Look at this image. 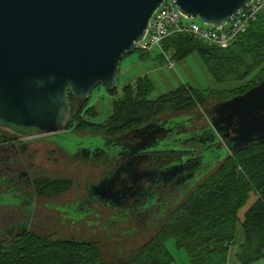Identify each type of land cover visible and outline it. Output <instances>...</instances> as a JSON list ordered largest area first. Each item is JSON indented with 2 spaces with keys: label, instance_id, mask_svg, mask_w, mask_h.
Here are the masks:
<instances>
[{
  "label": "water",
  "instance_id": "obj_1",
  "mask_svg": "<svg viewBox=\"0 0 264 264\" xmlns=\"http://www.w3.org/2000/svg\"><path fill=\"white\" fill-rule=\"evenodd\" d=\"M165 1L0 0V130L18 139L53 134L73 140L68 136L77 134L66 132L75 113L69 93L77 101H87L101 85L107 91L115 90L122 60L137 50L153 14ZM173 1L183 15L220 27L252 0ZM212 110L211 125L204 129L186 132L187 114L160 116L114 137L87 134L103 141L84 145L83 140H75L71 153L118 155L128 138L138 140L130 148L132 157L140 151H159L172 138L208 149L202 155L144 172L154 180L153 198L169 184L175 185L172 191L196 183L204 164L222 159L229 149L234 152L264 142V80L244 93L215 102ZM125 166H135L133 159L99 181L97 193L110 198Z\"/></svg>",
  "mask_w": 264,
  "mask_h": 264
},
{
  "label": "trees",
  "instance_id": "obj_2",
  "mask_svg": "<svg viewBox=\"0 0 264 264\" xmlns=\"http://www.w3.org/2000/svg\"><path fill=\"white\" fill-rule=\"evenodd\" d=\"M163 50L171 54L173 59L185 57L197 50L219 83L229 80L238 83L232 89L221 92L212 88L200 90L183 84L150 99L153 83L148 75H142L123 85L121 93L112 100L106 119L101 123L86 119L87 116L98 114L95 106L90 105V98L77 101L69 93L75 113L66 132L87 131L114 137L160 116L192 112L197 105H201L204 113L211 118L214 115L212 105L225 100L220 97L228 99L244 93L264 80V9L228 47L210 45L190 34L177 33L163 41ZM160 53L164 57L163 52ZM109 92L115 94L117 88ZM210 99L216 100L209 102ZM199 116V113L194 112L185 115L188 117L186 132L211 125L208 119L194 128L192 121ZM13 140L19 139L0 130V146ZM207 150L202 145L186 144L180 138H172L168 145L155 152L158 153L157 159H164L163 167L190 156L202 155ZM204 168L202 177L196 183L180 185L172 191L170 188L175 185L169 184L167 188L154 193L152 199L155 201L157 197L164 196L167 207L162 213L158 204L155 205L152 217L157 218L158 213L164 216L159 217L157 227L143 234L144 239L150 235L148 239L132 248L130 256L124 260H106L99 246L100 240L65 238L24 227L9 239L0 238V264H172L175 258L166 245L170 238L175 240L177 248L186 250L189 264H229L230 246L235 242L240 221L239 210L252 193L256 198L241 221L243 240L235 255L238 264H251L262 259L264 142H254L234 152L229 149L225 157L206 162ZM1 179L0 183H3ZM34 185L37 195L49 197L67 191L72 180L36 175ZM166 191L168 195L164 194ZM3 196L0 192V198Z\"/></svg>",
  "mask_w": 264,
  "mask_h": 264
},
{
  "label": "flooded vegetation",
  "instance_id": "obj_3",
  "mask_svg": "<svg viewBox=\"0 0 264 264\" xmlns=\"http://www.w3.org/2000/svg\"><path fill=\"white\" fill-rule=\"evenodd\" d=\"M19 140L3 143L0 146V179L2 178L1 180H3V183H0L2 187L0 192L4 195L0 198V226L2 227L0 234L8 236L7 239L24 228L12 230L15 226L25 222L28 214H32L28 229L33 231L39 232V223H42L45 217L48 222V228L55 229L48 233L60 235L64 232L63 228H67V230L69 228L68 236L65 238L76 237L79 239L97 240L96 237L98 236L101 240L107 241V243H127L129 240L127 237H130V239L138 238L159 225V217H163L164 214L158 213L157 218L153 219L152 209L158 204L160 211L165 210L164 207H167V200L163 198L164 196L157 197L155 201L152 199L150 190L154 180H149L143 174L144 172H149V170L153 171V169L161 168L164 159L162 157L157 159L158 153L148 150L140 151L137 155L135 154L136 156L132 157L130 148L138 142L137 139H125L123 141V149L118 151V155L104 152H101V154L92 153V151L87 152L86 156L92 168L100 170L99 178H95L94 183L89 179H84V184L78 183L75 190L71 194H67L73 187L74 179L69 175L64 176L72 180L70 188L61 194L49 197L36 194L34 185L36 175H31L28 168L29 163H26L22 153H19V148L16 147ZM58 147L68 155L74 156L71 151L65 150L59 145ZM165 158H168V156ZM131 159H133L135 166L122 167L124 169L127 168L128 171L123 169L120 172L114 182L112 196L110 198L107 197V199L98 194L95 189L97 183ZM139 175L141 178L137 180ZM20 194L26 196L27 199L19 203L10 202L12 198H17ZM164 194L168 195V192L166 191ZM43 209L45 212L42 211ZM46 209L52 211H46ZM103 212H107V214H102ZM38 214L40 218L39 222L36 223ZM72 214L76 215L73 216ZM77 214H81V216L78 217ZM113 214H123V216H126V220L106 219ZM53 216H56V218H53ZM85 219H92V221L87 224ZM96 219H100L101 223L93 222ZM108 220L112 221V223L108 222ZM104 224H107V226H104ZM121 224H123L122 228L124 229L135 224L137 230L131 234L114 232L113 230ZM35 225L37 226L35 227ZM5 227L6 229H3ZM124 229L123 231H125ZM111 231L117 234L110 235Z\"/></svg>",
  "mask_w": 264,
  "mask_h": 264
},
{
  "label": "rangeland",
  "instance_id": "obj_4",
  "mask_svg": "<svg viewBox=\"0 0 264 264\" xmlns=\"http://www.w3.org/2000/svg\"><path fill=\"white\" fill-rule=\"evenodd\" d=\"M181 20L185 23L196 21L204 26L209 25L203 23L197 17L185 18L181 16ZM173 61L175 62V65L173 68H170L168 66L167 58L165 56L163 57V55H161L158 49H155L153 51H142L138 48L135 52L131 54H126L120 66L119 85L117 87V92L115 94H111L102 85L95 88L90 96L89 103L90 105L95 106L96 110L98 111V114L96 116H87L86 119L92 122H103L108 115L112 100L121 93L123 85L136 80L139 76L142 75H148V77L153 83V89L149 94L150 99H155L164 93L175 90L183 84L200 90L207 91L209 90V88H212L215 89V91L221 92L222 90L232 89L234 87L233 85L238 83L237 81L232 80L226 81L224 83H219L211 75L205 59L197 50L189 53L185 57H175ZM220 98L227 99V97L224 96ZM215 100L216 99H210L209 102H214ZM192 110V112L200 114L197 119L194 118L192 121L194 128L206 122L208 119L211 122V118L204 113V109L201 105L195 106ZM192 112H188L186 114H190ZM87 134L90 133L87 131H79L78 134L75 136H68L73 139L71 141L66 140V136L53 134L42 135L32 138L21 139L17 142L16 147L19 148V153H22L26 163H29L28 168L31 175H43L48 177H64L68 175L71 176L74 179V184L73 187L67 192V194H71L77 187L78 183L81 182L84 184V179H89L91 182L94 183L97 177L99 178L98 175L100 173V170H97V168H92L87 156H70L65 151L60 150L54 140L58 141L63 149L71 152L75 150V140H83L84 145H90V141L92 140L97 143H101L103 141L102 137H93ZM80 135L83 137H81ZM255 198L256 195L252 193L246 204L239 210L240 221L237 225L235 242L230 246L229 264H234L237 262L235 253L239 248V243L243 240L241 220H243L245 211L253 203ZM26 199V196L20 194L19 197L12 198L10 202L19 203L20 201H25ZM42 211L45 212L44 209ZM46 211L52 210L46 209ZM102 214H107V212H103ZM31 215L32 214H28L26 221L15 226L14 228H12V230L15 228H28L29 223L31 221ZM72 215L74 216L76 214ZM77 215L78 217L81 216V214ZM36 217V223H38L40 218L39 214ZM54 217L56 218V216H53V218ZM82 217L86 218L85 216ZM106 219L124 221L126 220V216H123V214H113L110 217H107ZM85 220L84 221L87 224L92 221V219ZM109 220L108 222L112 223V221ZM42 221V223H39V233H48L49 231L55 230L53 228H48V222L45 217ZM93 222L99 223L100 219H96ZM122 225L123 224L117 226L118 228L114 229L113 231L118 233L131 234L137 230V226L135 224L128 226L129 228L127 229L122 228ZM36 226L37 225H35V227ZM104 226H107V224H104ZM1 228L2 227L0 226V230H2ZM3 229H6V227ZM123 229L125 231H123ZM68 230L70 229L68 228ZM68 230L67 228H63L64 232L56 236L67 237ZM109 234L112 235L117 233H113L111 231ZM149 236H147V238L145 239L144 235L139 236L135 239L129 238L127 243H107V241L101 240L98 236L96 238L101 242L99 246L106 260L120 261L128 258L131 254L132 248L136 247L137 245L148 239ZM0 238L7 239L8 236H6L5 234H0ZM166 245L175 258L172 264H189L186 250L183 248H177L175 245V240L173 238H170L167 241ZM260 262L264 264V259H262Z\"/></svg>",
  "mask_w": 264,
  "mask_h": 264
},
{
  "label": "built area",
  "instance_id": "obj_5",
  "mask_svg": "<svg viewBox=\"0 0 264 264\" xmlns=\"http://www.w3.org/2000/svg\"><path fill=\"white\" fill-rule=\"evenodd\" d=\"M263 9L264 0H252L244 10L239 11L220 27L204 26L196 21L183 22L181 16L185 18L187 16L177 9L173 0H166L153 14L143 39L137 43V49L143 51L160 50L167 58L168 66L173 68L175 62L172 56L163 50V41L170 35L177 33L190 34L210 45L228 47L241 32L257 19L258 14Z\"/></svg>",
  "mask_w": 264,
  "mask_h": 264
},
{
  "label": "crops",
  "instance_id": "obj_6",
  "mask_svg": "<svg viewBox=\"0 0 264 264\" xmlns=\"http://www.w3.org/2000/svg\"><path fill=\"white\" fill-rule=\"evenodd\" d=\"M253 202H254V201H253ZM251 205H252V204H251ZM251 205H250V206H251ZM250 206H249V207H250ZM249 207H248V208H249ZM239 217H240V216H239ZM243 219H244V218H243ZM241 221H242V220H241ZM262 259H264V258H262ZM262 259H260V260H258V261H255V262H253V263H251V264H262V263L260 262ZM234 264H238V262H236V263H234Z\"/></svg>",
  "mask_w": 264,
  "mask_h": 264
}]
</instances>
